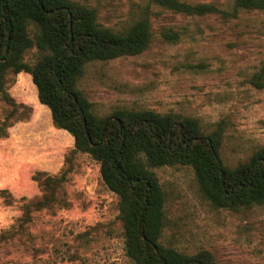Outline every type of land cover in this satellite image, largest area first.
Here are the masks:
<instances>
[{
    "label": "rangeland",
    "instance_id": "374dc122",
    "mask_svg": "<svg viewBox=\"0 0 264 264\" xmlns=\"http://www.w3.org/2000/svg\"><path fill=\"white\" fill-rule=\"evenodd\" d=\"M68 1L92 9L99 25L117 32L145 14L149 20L141 53L85 65L77 88L97 118L118 110L194 118L205 133L221 130L228 167L264 147V11L229 16L234 0H177L228 16L186 15L150 0ZM35 59L34 49L26 52L27 63ZM4 93L0 264H133L124 252L119 198L103 184L100 164L52 125L28 74L8 75ZM152 171L165 196L163 246L207 253L212 264H264V205L218 209L200 194L190 167ZM44 186L52 196L46 206L29 208L20 232L23 204L42 198Z\"/></svg>",
    "mask_w": 264,
    "mask_h": 264
},
{
    "label": "trees",
    "instance_id": "16d2710c",
    "mask_svg": "<svg viewBox=\"0 0 264 264\" xmlns=\"http://www.w3.org/2000/svg\"><path fill=\"white\" fill-rule=\"evenodd\" d=\"M150 2L186 15H229L213 5ZM240 10L264 11V0H234L229 16ZM148 42L146 14L117 32L99 25L92 9L68 0H0V94L8 75L28 74L52 125L100 164L103 184L119 198L124 252L133 264H212L207 253L189 256L161 244L165 196L152 169L188 166L213 207L249 208L264 205V147L228 167L220 157L221 130L205 133L194 118L124 110L97 118L77 88L85 65L139 54ZM31 49L36 59L29 64L25 54ZM43 188L42 198L23 204L20 232L29 208L46 206L47 194L52 196Z\"/></svg>",
    "mask_w": 264,
    "mask_h": 264
}]
</instances>
